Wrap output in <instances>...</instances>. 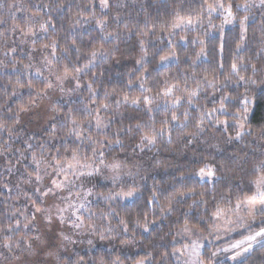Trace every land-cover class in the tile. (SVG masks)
<instances>
[{
    "label": "clouds",
    "instance_id": "clouds-1",
    "mask_svg": "<svg viewBox=\"0 0 264 264\" xmlns=\"http://www.w3.org/2000/svg\"><path fill=\"white\" fill-rule=\"evenodd\" d=\"M0 264H264V0H0Z\"/></svg>",
    "mask_w": 264,
    "mask_h": 264
}]
</instances>
